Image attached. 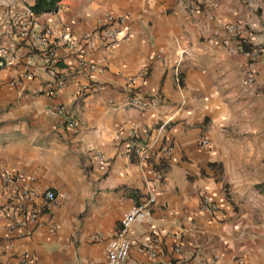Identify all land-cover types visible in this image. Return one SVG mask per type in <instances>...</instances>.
Wrapping results in <instances>:
<instances>
[{"label": "crops", "instance_id": "crops-1", "mask_svg": "<svg viewBox=\"0 0 264 264\" xmlns=\"http://www.w3.org/2000/svg\"><path fill=\"white\" fill-rule=\"evenodd\" d=\"M35 1L0 0V46L16 40L9 10ZM195 1L63 0L39 14L36 29L78 37L108 13L123 16L125 37L111 46L98 40L87 52L97 69L84 96L77 88L88 75L69 72L76 53L63 50L66 83L53 97L43 69L24 76L26 46L0 69V264H18L21 252L34 264H107V244L134 200L149 193L153 165L164 172L153 218L131 228L125 264H264V55L250 62L214 37L242 21L252 43L264 46V0H211L194 12ZM130 93L159 104L129 107ZM59 104L78 128L61 121ZM135 126L151 131L149 158L127 153ZM165 141L174 145L170 158L162 157ZM6 172L25 177L21 185L34 177L38 196L56 192L38 222L18 215L21 192L4 181ZM204 195L217 211L203 209ZM153 238L155 256L145 248Z\"/></svg>", "mask_w": 264, "mask_h": 264}, {"label": "built area", "instance_id": "built-area-1", "mask_svg": "<svg viewBox=\"0 0 264 264\" xmlns=\"http://www.w3.org/2000/svg\"><path fill=\"white\" fill-rule=\"evenodd\" d=\"M207 2L209 3L211 0H196L195 4H190V8L192 11L198 12L203 4ZM33 5L34 3H24L19 9L9 10V18L17 26L16 40L13 43L0 46V68L7 67L14 62L20 44L26 46L28 51L25 56L24 76L34 77L38 69H43L49 77L47 94L53 97L66 83L62 66L65 63L66 52L63 50H66L67 53H76L78 55L76 64H74L69 72L77 71L78 73L88 75L90 82L80 84L77 88V95L84 96L94 86L91 81V72L97 69V65L87 57V52L98 47V40H101L106 46L115 45L121 41L125 35H122V30L119 26L125 21V17L108 13L105 23H100L93 30L78 37L69 29L58 30L50 25L36 29L39 14L35 11ZM214 37L219 38L222 44L231 52L241 53L250 62H256L264 55V46L261 47L252 43V35L247 25L242 21L229 23L223 31L216 32ZM248 81L251 83L255 82L254 73H249ZM10 82L13 85H17L19 79L13 78ZM127 104L129 107L143 110L158 105L159 100L150 96H140L130 93ZM55 112L66 126L70 128L79 127V121L72 116L65 105H57ZM150 136L151 131L149 127L135 126L127 141V153L137 155L142 159L151 157ZM202 143L208 144L209 140L203 139ZM173 149L174 145L172 141L163 142L161 145L162 157L170 158ZM99 158L102 166H107L108 161L102 154H99ZM151 173L152 180H150L151 189L149 193L141 201L134 200L131 208L122 216L116 234L107 244V264H125L134 245V241L130 236L131 228L136 223L152 221L153 209L158 198L156 187L164 179V172L153 165ZM24 178L23 176L9 172L3 174L4 181L12 186L13 191L20 190L21 192L20 200L15 203L18 215L24 220L29 219L32 222H38L42 211L47 206L56 203L57 194L54 190L49 189L38 196L30 186V182L34 181L35 178L28 177L27 182L21 185ZM34 198H41V203L35 202ZM202 205L205 211L211 213L219 209L217 202L209 195L203 196ZM158 247V241L154 238L145 245L146 250L152 256L157 254ZM175 249L176 251H181L180 242L177 243ZM18 264H34L32 255L28 252H21L18 255Z\"/></svg>", "mask_w": 264, "mask_h": 264}, {"label": "trees", "instance_id": "trees-1", "mask_svg": "<svg viewBox=\"0 0 264 264\" xmlns=\"http://www.w3.org/2000/svg\"><path fill=\"white\" fill-rule=\"evenodd\" d=\"M62 1L63 0H36L33 7L38 14L53 12L60 8Z\"/></svg>", "mask_w": 264, "mask_h": 264}]
</instances>
